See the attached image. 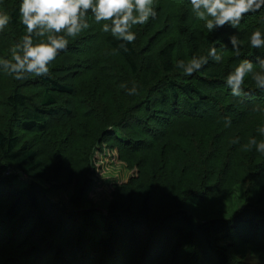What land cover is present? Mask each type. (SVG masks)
<instances>
[{"label": "trees", "instance_id": "obj_1", "mask_svg": "<svg viewBox=\"0 0 264 264\" xmlns=\"http://www.w3.org/2000/svg\"><path fill=\"white\" fill-rule=\"evenodd\" d=\"M21 3L0 0V11L11 17L0 31V59L10 60L11 48L26 34ZM153 7L157 16L142 32L159 28L155 38L171 37L160 47L151 49L153 37L142 42L133 26L136 39L124 50L111 31H103V21L88 15L89 27L68 38V49L49 65L50 75L16 80L0 68V104L6 108L0 182L10 200L0 212L2 264H264V153L248 143L252 137L264 141L258 132L264 127V90L250 75L246 97H234L226 84L244 59L259 71L264 48H252L250 38L256 30L264 35V7L237 28L212 33L185 0L170 12L164 0ZM94 26L98 30L89 32ZM234 35L240 54L232 47L227 56L219 49L228 51L224 39ZM213 47L220 63L209 58L192 76L177 67ZM65 64L78 69L58 75ZM133 84L137 92L129 95ZM81 105L85 111L78 110ZM108 136L118 141L121 157L139 167V176L116 187L102 217L107 236L95 240L89 233L98 220L85 203L93 145ZM8 168L13 172L4 175ZM21 175L28 184L16 188L13 181ZM238 185L246 190L239 220L201 221L185 206L225 196ZM54 186L74 190L72 206L50 198L59 191ZM31 214L32 226L26 219ZM50 223L55 229L49 232ZM161 234L166 243H160ZM238 237L242 244L234 242Z\"/></svg>", "mask_w": 264, "mask_h": 264}, {"label": "clouds", "instance_id": "obj_2", "mask_svg": "<svg viewBox=\"0 0 264 264\" xmlns=\"http://www.w3.org/2000/svg\"><path fill=\"white\" fill-rule=\"evenodd\" d=\"M192 11L197 19L205 21L204 27L209 33L230 26L237 28L244 17L250 12H258L264 7V0H190ZM96 23L103 24V31L109 32L121 41L120 48L127 49L128 44L134 43L136 33L133 26L144 25L150 18H155L157 12L153 0H22L19 6L21 23L26 28L22 40L11 48V59H0V68L16 80H26L29 77H46L50 75L49 65L58 54L69 47V37H76L89 27L88 13ZM11 17L0 11V31L10 23ZM236 54H240L241 41L234 35L230 38ZM251 47L264 48V35L260 30L251 34ZM211 58L216 63L223 59L215 47L207 56H193L185 62L180 60L177 67L182 74L192 76L207 65ZM259 71L254 68L251 60H242L227 78L226 84L234 97H246L245 77L255 82L257 88L264 90V58L256 62ZM123 87L127 88L126 85ZM129 95H135V84L127 89ZM226 123L231 124L230 119ZM264 134V127L258 129ZM238 142V141H235ZM249 145L255 146L258 152L264 153V141L257 142L255 137L249 139Z\"/></svg>", "mask_w": 264, "mask_h": 264}, {"label": "rangeland", "instance_id": "obj_3", "mask_svg": "<svg viewBox=\"0 0 264 264\" xmlns=\"http://www.w3.org/2000/svg\"><path fill=\"white\" fill-rule=\"evenodd\" d=\"M179 1L180 0H164L165 5L167 6L169 12L172 11L175 3H177V2L179 3ZM185 1L187 2V5L189 6L190 14L196 15L192 11V6L190 3V0H185ZM155 2H158V0H153V4ZM88 15H92L91 12H89ZM105 22H107V21H103V23H105ZM92 24H94V22H92ZM142 26L143 25L134 26V27L138 31L139 34L141 33L140 34V36H141L140 40L142 42L146 43V40L153 37V39H151V49L155 48V46H159V47L162 46L168 40H170L169 38H171V37L163 38V36L165 35L164 33L159 35V38H155L158 35H156L154 33H158L159 28H155L151 31H148V29H147L146 32H142V30L144 29V28L142 29ZM222 28H224V27H222ZM5 29H7V28H5ZM95 30H98L96 28V26L91 27L89 32H96ZM230 38H231L230 36H226L224 39L227 42V48H229L228 51H225V49H219L221 52H224L225 55H227V56L232 55V53L234 51L232 49V45H230V43H231ZM152 41H155L158 44H155V42L152 44ZM181 60H184V59H181ZM67 64H65V66H66L65 70H62L61 67L59 66L62 71H60V73H59L56 70V73L58 75H61V76L66 75V74L72 75L73 72L78 69V67L72 68V67H70V65H67ZM62 68H65V67H62ZM93 76H94V73H92V75L88 76V78H91ZM2 97L3 96H0V100H4V98H2ZM4 105L1 106V104H0V119H3V117L5 116L4 113L6 111V108ZM78 110L81 112V110L85 111L86 109H84V107L81 105V107L78 108ZM80 120H83V119H80ZM110 130L116 131V135L120 139L124 137L122 132H120L119 130H115L112 128H110ZM119 147H120V145H119L118 141H116L114 139V137L108 136V138L105 137V139H104V137H103V138L99 139L97 142H95V144L93 145V148H92L91 174L89 176L90 183L92 184V189L89 192L88 203L87 202L85 203V208H92L95 210V216L98 220V224H97V227L91 229L90 233H89L91 235V237L95 240H99L102 237L107 236V233H106V231L104 229V225H103L104 219L102 217L107 212V207L109 205L110 200L112 199L113 192L114 191L117 192L116 187L120 186L121 184H123L125 182H128L133 177L139 176V167L137 165L130 164L127 160L122 158L120 155ZM12 172H13L12 168H8L4 171V175H9ZM28 181L29 180L27 179V176L21 175L16 180L13 181V184L16 188H20V187L28 184ZM56 182L59 183V181H55L52 184L57 185ZM238 186L235 187L232 191H230L229 194H227L225 196H216V197L214 196L212 198L205 199L202 202L199 201L198 203L196 202L193 204H187L185 206L189 211H191V213L195 214L199 218V220H201V221H206V220H209V219H212L215 217H227V218H229L232 216H237L239 211L242 209V207L245 206L244 193L246 191L243 186H240V185H238ZM54 187L59 191L56 192L55 194H51L50 198L56 202H60V203L64 202L66 205L72 206L71 201H70V196H71V194H73L74 190L72 188H69L66 191H64V190H60V188H58L57 186H54ZM7 189H9L8 186L6 184L2 185V183L0 182V212L5 211V209L7 208V206L9 205V202H10L9 198H7V193H8L6 191ZM1 216L2 215L0 214V217ZM28 218H30L29 224H31V226H32L33 223L35 222L32 214L30 216H28L26 219H28ZM236 220H239L238 216H237ZM54 229H55L54 224L50 223L46 230H48L50 232ZM118 233H119L120 237L122 238L123 233H122L121 229L118 230ZM165 235L167 238L169 233H165ZM163 236H164L163 234L160 235L161 238ZM166 238L163 237L162 240L160 241V243L161 242L166 243V240H168ZM238 239H239V237H238ZM240 240L241 239H239V240L236 239L234 242L238 241L237 243L242 244V242ZM237 243H236V245H237ZM166 253L167 252H165L164 254H166ZM0 255L2 256L1 253H0ZM1 256H0V258H1ZM153 259L154 258H152V260ZM2 263H3V261L0 260V264H2Z\"/></svg>", "mask_w": 264, "mask_h": 264}]
</instances>
